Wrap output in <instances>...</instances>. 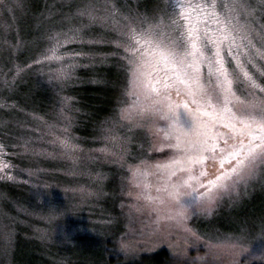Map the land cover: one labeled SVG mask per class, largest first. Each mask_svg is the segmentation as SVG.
I'll use <instances>...</instances> for the list:
<instances>
[{
  "label": "rangeland",
  "instance_id": "374dc122",
  "mask_svg": "<svg viewBox=\"0 0 264 264\" xmlns=\"http://www.w3.org/2000/svg\"><path fill=\"white\" fill-rule=\"evenodd\" d=\"M17 2L0 3V177H3L0 178V264H96L99 242L106 251L101 261L114 259L112 264H145L149 253L158 251L165 252L168 264H193L194 257L204 254L209 243L238 255L240 264H264L262 163H257L256 175L247 182L238 181L232 187L229 180V188L219 190L211 214L190 213L183 223L168 218L175 214L173 197L157 192L164 181L163 172L155 165L167 164L180 155L167 146L174 141L165 140L162 131L174 121L153 113L152 109L159 107L153 104L155 97L145 100L133 94L128 54L112 43L122 38L110 21L92 24L86 29L83 42L64 46L84 53L76 59L71 76L77 68L88 72L93 65L104 66L106 74L115 70V64L126 71L121 92L112 100L117 110L111 118L92 123L96 130L88 138L76 136L71 97L62 92L63 82L54 79L49 82L60 63L43 59L45 50L53 43L45 35L88 23L86 17L77 16L78 10L92 5L102 14L105 5L113 0H19L22 7H16ZM249 2L256 9V23L264 24V0ZM115 3L125 11H138L150 17L168 11V0H115ZM18 40L23 46L14 48ZM18 66L23 69L19 75ZM254 74L264 83V77ZM107 82L106 78V85ZM43 84L53 88L56 96L54 106L44 113L34 109L44 107L47 101V87ZM247 90L246 85H241L238 94H246ZM171 96L178 106L180 125L191 129L192 118L184 109L187 98L177 97L175 90ZM188 107L194 106L189 103ZM65 136L78 145L73 152L75 161L62 154L57 137ZM121 146L127 149L124 161L115 163L111 153L119 152ZM220 147H224L222 141ZM36 153L40 158L62 162L54 166L59 177L41 174L43 180L37 189L27 190L22 184L31 182L30 178L35 182L39 174L33 173L46 171L27 166L26 157L31 154L30 159H35ZM220 159L217 149L214 156L209 154L203 164L195 166L194 175L205 173L200 176L204 187L190 181L192 187L206 190L209 180L234 164L225 161L221 168ZM141 161H147L148 166ZM137 167L145 173L143 176L133 175ZM181 177L187 179V173L178 172L172 181ZM144 184L149 187L145 188ZM181 185L179 191L189 188L182 181ZM149 195L161 196L164 202L149 201L146 199ZM50 209L62 214L53 219ZM78 211L84 214L76 222ZM122 242L131 247L123 249ZM72 255L78 260L66 258Z\"/></svg>",
  "mask_w": 264,
  "mask_h": 264
},
{
  "label": "snow or ice",
  "instance_id": "6c2138e0",
  "mask_svg": "<svg viewBox=\"0 0 264 264\" xmlns=\"http://www.w3.org/2000/svg\"><path fill=\"white\" fill-rule=\"evenodd\" d=\"M16 7H22L19 0ZM77 16L86 17L88 23L45 35L53 43L45 50L43 59L60 63L49 82L70 79L76 59L84 55L82 51L64 48L65 45L83 42L86 29L92 24L111 22L122 38L112 43L128 54L133 94L145 100L155 97L153 104L159 107H154L153 113L174 121L166 124L162 131L165 140L174 141L167 146L180 155L167 164L155 165L163 172L164 181L157 187L158 193L174 198L182 186L181 181L188 187H192L190 181H195L203 188L200 176L205 173L194 175V168L203 164L209 154L214 156L217 149L221 153V168L225 161H234L229 170L208 181L206 190L199 191L195 187L202 201L198 211L186 206L176 207L169 219L183 223L190 213L211 214L219 190H227L229 180L235 187L238 181L247 182L256 175L257 163L264 164V83L258 81L254 72L264 77V24L256 23V9L249 0H168V11L159 17L125 11L113 0L105 5L102 14L89 5L78 10ZM22 46L20 40L13 45L14 48ZM22 71L18 66L17 75ZM241 85L247 86L246 94H238ZM173 90L177 97L187 98L184 109L193 122L189 130L177 119L178 106L171 96ZM189 103L194 107L189 109ZM220 128L227 131L221 132ZM57 140L62 154L75 161L73 152L78 145L67 136L57 137ZM221 141L224 147H220ZM26 150L30 149L26 147ZM126 151L122 146L119 152L113 151V162H123ZM141 164L148 166L147 161ZM178 172L187 173V179L181 177L173 182ZM144 174L139 167L133 172L134 176ZM146 199L164 202L161 196L149 195ZM58 214L62 213L51 211L53 219ZM121 247L128 249L131 245L122 242ZM216 247L208 244V248Z\"/></svg>",
  "mask_w": 264,
  "mask_h": 264
},
{
  "label": "trees",
  "instance_id": "16d2710c",
  "mask_svg": "<svg viewBox=\"0 0 264 264\" xmlns=\"http://www.w3.org/2000/svg\"><path fill=\"white\" fill-rule=\"evenodd\" d=\"M92 60L93 59H91V61ZM92 67L93 69H89L88 72L84 71L83 69L77 68L75 74H73V76H71L70 79L63 81L62 83L63 88H64L62 92H65L68 95H70L72 106L75 109L74 110V124L77 128V130L75 131V134L78 137L88 138L93 133V131L96 130L95 126L94 127L91 126L92 123L98 122V121L101 123L103 120H105V118L107 119L111 118L114 110L115 111L117 110V106L116 104L113 106L112 100L117 95V93L121 92L123 82H125V79H123V77L125 76L126 78V71H124L125 72L124 73L123 70L116 64L114 67L115 70L108 74H106L104 66L97 67V65H93ZM85 69L87 70L86 67ZM94 71H96L95 75H91L93 74ZM106 78L108 79L107 85L105 84ZM42 86H45V85L43 84ZM45 87H47V90L45 91L48 97H47V101L44 107L34 108L37 111H42V113L46 112L47 110L48 111L51 110V108L54 106L53 100L56 98V96L53 95V92H55V90L51 88L50 86H45ZM27 109H31V108L28 107ZM133 143H135V141ZM30 156L29 158L28 156L27 157L25 156L29 161L27 166H31L34 168V170H37V171L46 169L44 173H33L36 176L37 174H39L36 177L35 182L33 181L34 178H30L31 182H29L28 184H22V186L26 187L27 190H31L30 188H33L36 190L37 186L39 185V182L43 180V175L42 177L40 175L45 174L46 176L48 175L58 176L54 172V166L55 167L56 165L60 166L62 162L59 160L55 161V159L53 158H48V159L40 158L37 153H36L35 159L33 158L30 159ZM37 156L40 159L36 160ZM114 175L115 173H113L110 177L113 178ZM49 185L52 186V183H49ZM20 187L18 189H20ZM98 202L99 201H97L96 203L94 202L96 204L95 205L96 208L98 207L97 206ZM81 214H84V212L82 213H80V211L76 212V215H77L76 222H79L80 220L79 216ZM99 244L100 242L98 243L97 250H96L97 251L96 264H99V262H101L100 264H112V261L114 259L112 260V259L106 258L105 261H101L106 255V251H103L100 248ZM164 253L165 252L163 251L149 253L150 256L147 258L148 260L146 263L147 264H168L167 263L168 256L165 255ZM141 254H144V253H141ZM143 256L145 255H141V257ZM66 258L78 260L74 255H72L71 258L69 257H66Z\"/></svg>",
  "mask_w": 264,
  "mask_h": 264
},
{
  "label": "clouds",
  "instance_id": "9594fccd",
  "mask_svg": "<svg viewBox=\"0 0 264 264\" xmlns=\"http://www.w3.org/2000/svg\"><path fill=\"white\" fill-rule=\"evenodd\" d=\"M202 204L195 187H189L185 190L179 191L172 200L174 208L186 206L196 208ZM55 212V209H50ZM193 264H240L238 255L234 256L229 252L222 251L219 248H208L202 255L194 257ZM247 264V262H245Z\"/></svg>",
  "mask_w": 264,
  "mask_h": 264
}]
</instances>
